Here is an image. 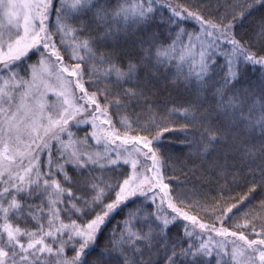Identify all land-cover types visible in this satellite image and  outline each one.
<instances>
[{
    "label": "snow or ice",
    "instance_id": "obj_1",
    "mask_svg": "<svg viewBox=\"0 0 264 264\" xmlns=\"http://www.w3.org/2000/svg\"><path fill=\"white\" fill-rule=\"evenodd\" d=\"M257 3L264 6V0H236L212 17L163 0H124L110 10L97 0H0V264H160L156 257L161 253L163 264H210L213 250L216 264H264V202L259 230L256 213H245L242 223L233 224L237 231L223 227L235 205L205 209L215 218L212 225L205 224L185 210L190 206L180 199L183 194L164 182L165 157L160 147H153L165 133L180 131L186 139L192 133L188 146L200 153L225 144L241 161L254 162L258 155L264 186V54L253 51L259 47L264 53V16L251 36L237 39L235 31ZM53 12L55 22L49 27ZM158 15L174 29L168 32L169 43H158L153 34L141 41L146 47L135 62L100 50L101 42L121 26H144ZM188 21L195 25L191 31L184 26ZM61 48L77 62L66 65ZM31 56L37 59L25 67V79L18 69ZM148 65L173 71L188 86L189 98L179 107L166 105L163 112L154 108L152 87L138 79L139 69ZM248 66L261 69L259 100L254 89L236 87ZM85 74L95 91L85 88ZM49 94L54 101L49 102ZM209 95L214 107L206 108ZM133 106L140 109L137 128L122 117L119 122L128 131L121 133L109 110L119 116ZM213 111L226 117L223 125L213 122ZM171 116L187 123L173 128ZM89 121L91 138L103 146L102 153L90 151L86 139L73 140L69 131L70 122ZM257 128L259 145L240 139L241 131ZM121 164L127 171L115 183L92 174L95 168ZM68 165L79 170L77 178L65 171ZM106 191L114 193L107 204ZM165 203L171 215L163 214ZM121 208L127 211L119 232L113 230L97 247L101 227ZM85 210L95 215L78 224L73 216L82 219ZM178 218L190 221L199 233L185 225L182 236L169 239L168 229ZM240 229H251L256 238ZM205 230L225 239H205ZM69 246L70 257L65 254Z\"/></svg>",
    "mask_w": 264,
    "mask_h": 264
},
{
    "label": "trees",
    "instance_id": "obj_2",
    "mask_svg": "<svg viewBox=\"0 0 264 264\" xmlns=\"http://www.w3.org/2000/svg\"><path fill=\"white\" fill-rule=\"evenodd\" d=\"M120 1L124 2V0H97L106 10L114 8ZM53 2L57 3L56 0H53ZM234 2H236V0H163V3L166 4H183L189 8L198 9L202 14L206 16L211 15L212 17H217L219 14L224 13L226 10L225 5ZM168 15L169 12L164 10L163 18L166 19ZM261 16H264V6L257 3L251 16L246 17L243 22L237 24L235 28L237 39H240L241 36L245 38L251 36ZM49 20V27H52L55 22L54 12ZM160 21L161 17L158 15L153 22L144 26L137 25L128 28L121 26L115 35L101 42L103 47L100 50H113L121 55L124 62L128 59H132L135 62V60L142 55V47H146V45H141V41L148 40L153 34H155L158 43L170 42L167 38L168 32L174 31V29L167 28L166 25ZM184 26L190 31L195 28L194 22L192 21H188ZM113 27H116V25L113 24ZM100 31L103 32L104 29H100ZM57 47L59 48V44H57ZM225 47L227 46L225 45ZM60 51L64 56L66 65L77 62L69 60L64 49L61 48ZM253 51L258 54H264L259 53V47L254 48ZM36 59V56H31L27 61L29 64H33L36 62ZM217 63L222 65L224 63L223 57H219ZM24 73H26L25 70ZM88 79V75L85 74L83 78L85 88L89 92H93L96 89L87 83ZM138 79L142 81L146 80L152 87L153 93L150 95V99L154 101L153 107L159 108L162 112L166 105L167 107H179L182 101L189 98L188 86H186L180 78L175 77L173 71H169L167 68H155L151 65L140 68ZM261 79L260 67L256 66L253 68L252 66H248L245 68L236 87L249 90L254 89L257 93L256 99L259 100ZM100 103L103 104V100H101ZM204 106L206 108L210 106L214 107V102L210 95L204 102ZM109 112L112 124L119 132L123 133L128 131L119 122L122 117L127 118L128 122L132 124L133 129L137 128L135 120L137 119V113L140 112L138 107L133 106L129 108L127 112H121L119 116L114 109H110ZM211 116L213 122L216 124L223 125L226 121V117L215 111L211 113ZM103 118L105 119V117ZM169 119L171 121V126L176 129H178L180 125L187 123V121L181 119L180 116H171ZM72 123L73 122H70L69 131L73 133V140L79 141L86 139L90 151H99L101 153L104 151L103 146H98L91 138L90 134L93 131L91 124L81 123L78 126H71ZM136 134V131H129L130 136ZM139 134L146 135L147 133L141 131ZM191 138V132L187 134L186 139L184 133L174 131L165 133L161 138L162 142L160 145H153V147H160L161 155L165 157L163 167L165 183L170 185V189H176L183 194L180 196V199L183 200L184 205L190 206L186 207L185 210L188 211L189 214L197 216L205 224L212 225L215 220L210 214V211L205 209L235 205L236 207L233 208L232 213L229 214L230 218L226 217L227 223L223 224V227L230 228L231 231H237V228L232 227L233 224L237 222L242 223L245 219V213H256V227L257 230H259L261 224L259 216L262 214L260 205L264 202V186H262L260 182L259 156L257 155L255 157L254 162L241 161L225 144H217L210 148L208 152L200 153L196 148H190L188 146V140ZM64 139L66 140L67 137H64ZM240 139L245 142L251 139L253 143L259 145L261 139L260 131L258 128L254 132L251 130L241 131ZM56 155L55 149H53V159H55ZM46 158V155L42 156V162ZM225 164L227 166H225ZM65 171L73 179L77 178L79 172L78 169H74L71 165L66 166ZM126 171L127 169L121 164V166L115 168H95L92 170V174L100 177L102 181L115 183L117 179H123L120 173ZM57 178L59 179V177ZM250 188L252 189L251 191H249ZM175 195L176 193L173 192V196ZM242 197L243 199H241ZM112 198H114V193L106 191L104 203L107 204ZM31 202L35 203L36 201ZM197 203L200 205L199 208L196 206ZM178 206L180 205L178 204ZM128 207L130 208L132 205L129 204ZM95 211H100V208L96 207ZM126 211L127 208H121L113 214H110V218L106 220L105 225L101 227V231L98 233V239L96 240L97 247L104 246L113 230L117 233L119 232L122 226L120 222L124 219V213ZM166 211L168 212L169 209H166ZM94 215L95 212L85 210L82 219L77 216H73V219H76L78 224H85ZM185 224L186 222L184 220L178 219L174 225H171L168 229L169 239L182 236ZM21 226L23 227L24 225L22 224ZM28 226H32L31 222H29ZM220 226L219 223H216V227ZM240 230L244 231L245 235H249L250 239L256 238L250 235L251 229ZM65 254L69 257L72 255L70 246L65 249ZM161 257L162 253L160 257L156 258L160 259V264H163V259ZM208 260L210 264H213V260Z\"/></svg>",
    "mask_w": 264,
    "mask_h": 264
},
{
    "label": "rangeland",
    "instance_id": "obj_3",
    "mask_svg": "<svg viewBox=\"0 0 264 264\" xmlns=\"http://www.w3.org/2000/svg\"><path fill=\"white\" fill-rule=\"evenodd\" d=\"M56 1L58 2V0H56ZM119 3H123V2L120 1ZM49 19H50V17H49ZM33 64H34V63H33ZM27 65H31V64H29L28 61L26 60L24 66H22L21 68L18 69V71H19V73H20V76H21V77H24L25 79L28 78V77H27V74L24 73V69H25V67H26ZM48 100H49V102H52V101L55 100V97H54L52 94H49V96H48ZM90 111H91V110H90ZM101 119L103 120L104 118L101 117ZM88 123L91 124L90 121H89ZM97 130H98V129H97ZM24 163H25V165H27V161H26V160L24 161ZM164 182H165V180H164ZM154 191H156V190H154ZM157 203H159V197L157 198ZM166 209H169V208H167V203L164 204V212H163V214L171 215V214H172V210L169 209V211L167 212ZM178 219H179V220H180V219L183 220L182 218H178ZM185 222H186L185 225L188 226L189 231H194V230H195L197 233H199V230H198V229H194L193 226L191 225V222H190V221H185ZM209 235L212 236V238H213L214 240H222V239H225V238H223V237L216 236L215 233H211V232H208L207 230H205L204 238L207 239ZM197 238H199V237H197ZM226 239H227V240H231L232 238H231V237H227ZM208 259L213 260V264H216L215 250H213V256H212V257H209ZM222 259H223V258H222Z\"/></svg>",
    "mask_w": 264,
    "mask_h": 264
}]
</instances>
